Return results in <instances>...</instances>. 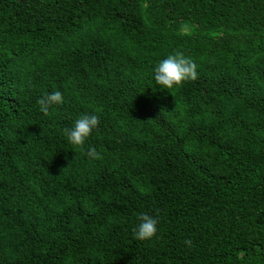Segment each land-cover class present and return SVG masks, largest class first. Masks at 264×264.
<instances>
[{
    "label": "trees",
    "instance_id": "1",
    "mask_svg": "<svg viewBox=\"0 0 264 264\" xmlns=\"http://www.w3.org/2000/svg\"><path fill=\"white\" fill-rule=\"evenodd\" d=\"M0 264H264V0H0Z\"/></svg>",
    "mask_w": 264,
    "mask_h": 264
},
{
    "label": "clouds",
    "instance_id": "2",
    "mask_svg": "<svg viewBox=\"0 0 264 264\" xmlns=\"http://www.w3.org/2000/svg\"><path fill=\"white\" fill-rule=\"evenodd\" d=\"M187 24L181 25V34H186ZM198 78L197 65L194 60L187 57L182 51H176L158 63L154 69V80L161 89L170 90L180 87L186 81H195ZM39 110L44 116L50 115V109L63 103V94L59 91L45 93L37 100ZM99 118L96 115H82L75 122L73 127L64 128L63 134L67 142L75 148L83 150L86 140L92 131L99 125ZM86 155L91 159H102L101 154L95 147H89ZM139 224L133 229L134 238L140 241L151 240L157 233V219L148 214L139 217ZM184 243L191 246L190 240Z\"/></svg>",
    "mask_w": 264,
    "mask_h": 264
}]
</instances>
